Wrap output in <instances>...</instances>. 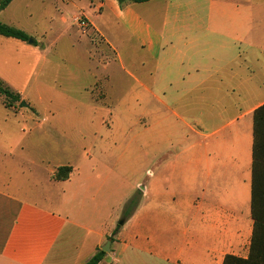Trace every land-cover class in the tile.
Wrapping results in <instances>:
<instances>
[{
    "label": "crops",
    "instance_id": "0c3cea01",
    "mask_svg": "<svg viewBox=\"0 0 264 264\" xmlns=\"http://www.w3.org/2000/svg\"><path fill=\"white\" fill-rule=\"evenodd\" d=\"M91 5L98 17L108 10L155 63L139 77L129 72L131 104L141 109L128 120L138 127L128 129L129 138L141 141L149 166L140 177L131 167L93 159L90 150L78 162L42 164L47 185L40 187L17 157L22 148L0 149V264H86L108 242L98 264L247 259L254 113L264 104V0ZM2 38V46L23 48L20 40ZM97 154L114 156L108 149ZM65 166L69 177L57 180ZM138 191L142 198L116 230Z\"/></svg>",
    "mask_w": 264,
    "mask_h": 264
},
{
    "label": "rangeland",
    "instance_id": "374dc122",
    "mask_svg": "<svg viewBox=\"0 0 264 264\" xmlns=\"http://www.w3.org/2000/svg\"><path fill=\"white\" fill-rule=\"evenodd\" d=\"M97 1L20 0L0 12L1 23L30 37L19 42L23 48L0 45V82L10 91L0 93V149L22 148L17 157L40 187L47 185L42 164L78 162L90 150L93 159L113 161L114 169L131 167L140 177L149 166L141 141L129 138L134 133L128 129L138 127L128 120L141 114L131 104L129 72L139 77L144 65L154 68L155 63L108 10L98 17L91 5ZM107 149L113 158L99 157L97 151ZM136 194L123 216L117 218L114 207L116 230L142 198L140 191Z\"/></svg>",
    "mask_w": 264,
    "mask_h": 264
},
{
    "label": "trees",
    "instance_id": "16d2710c",
    "mask_svg": "<svg viewBox=\"0 0 264 264\" xmlns=\"http://www.w3.org/2000/svg\"><path fill=\"white\" fill-rule=\"evenodd\" d=\"M13 0H0V11L5 10ZM120 2H144L149 0H118ZM0 36L27 42L30 37L22 30L0 22ZM0 93L10 94L0 82ZM254 153H253V196L252 214L254 233L247 259L227 256L223 264H264V104L254 113ZM71 167H60L55 175L57 180H65L71 173ZM135 199H132L130 205ZM105 253L99 251L86 264H98Z\"/></svg>",
    "mask_w": 264,
    "mask_h": 264
},
{
    "label": "water",
    "instance_id": "95a60500",
    "mask_svg": "<svg viewBox=\"0 0 264 264\" xmlns=\"http://www.w3.org/2000/svg\"><path fill=\"white\" fill-rule=\"evenodd\" d=\"M30 42H32V41H30ZM20 106H21V107H25L26 105H25V103L23 102V103L20 104ZM120 224L123 225V221H122ZM109 244H110V243L108 242L107 245L104 246V247L102 248V251H104V252H108V251H109V248H110V247H109Z\"/></svg>",
    "mask_w": 264,
    "mask_h": 264
}]
</instances>
